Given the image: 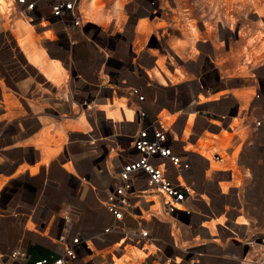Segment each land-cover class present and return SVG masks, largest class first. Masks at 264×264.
<instances>
[{"label":"crops","instance_id":"1","mask_svg":"<svg viewBox=\"0 0 264 264\" xmlns=\"http://www.w3.org/2000/svg\"><path fill=\"white\" fill-rule=\"evenodd\" d=\"M6 17L13 21L20 37L17 45L40 78L31 81L29 116L22 115L20 119L17 113L12 131L6 116L11 112L0 118V225L6 221L9 229L7 237V229L0 228V253L18 249L29 262L59 256L62 246L56 239L64 233L90 238L95 253L113 248L119 234H96L113 221L105 199L118 182L117 172L130 156L132 136L143 126L137 113L140 108L145 109L149 120L157 118L165 124L171 151L188 164L181 178L193 190L184 201L191 213L183 219L166 215L162 196L140 173L132 177L128 193L132 207L119 223L127 228L142 224L157 239L158 246L166 244L169 249L168 244L175 241L179 246L195 247L197 253L201 236H215L214 228L222 235L244 231L248 224L245 218L226 226L222 215H214L215 204H224L225 211L228 198L239 196L238 187L232 184L237 179L235 168H242L239 159L226 162L217 149H221L218 136L223 132L232 135L222 148L228 157L233 158L235 150L246 141L242 137L248 129L244 130L247 96L241 85L221 80L220 75L217 83L194 81L191 86H183L178 80L172 81L157 59L153 60L151 49L156 47L144 49L153 31L148 29L145 16L134 20L132 34L123 46L87 21L83 27L73 28L68 22H30L20 13H7ZM224 19L230 21L226 13ZM20 20H26L31 29ZM185 40L181 32L167 35L165 43L172 53L184 54L195 43L192 38ZM179 41L185 43L180 45ZM139 53L145 56L137 65ZM120 56L125 59L123 65ZM157 69L165 84L154 86L152 71ZM7 86L0 81L4 99L9 94ZM133 87L144 95L142 102L129 93ZM64 136L66 140L60 146L57 141ZM212 160L227 166L214 167ZM165 171L171 177L177 175L167 161ZM263 236L261 232L254 233L250 242L240 244L241 254L227 262H257L241 255L254 249V241ZM149 250L153 252L154 247ZM141 254L142 250L127 247L120 258L108 260V264H133ZM90 258L82 254L69 264H90ZM100 259L96 257L95 261Z\"/></svg>","mask_w":264,"mask_h":264},{"label":"rangeland","instance_id":"2","mask_svg":"<svg viewBox=\"0 0 264 264\" xmlns=\"http://www.w3.org/2000/svg\"><path fill=\"white\" fill-rule=\"evenodd\" d=\"M92 1L81 0L83 20L99 26L107 34L119 40L122 46L126 45L132 34L134 20L139 16H145V21L149 24L148 29L151 28L153 31L144 49L156 47L155 50L151 49L154 54L153 60L157 59L159 67L172 81L178 80L183 86H191L194 81L199 84L200 82L217 83L220 75L221 80H232L233 84L241 85L242 91L246 94L247 118L244 130L248 129L242 137L246 141L235 150L233 158L228 157L222 148L226 147L229 142L227 138H231L232 135L223 132L218 136L221 149H217L221 151V155L224 154L226 162L239 159L242 168H235L237 179L232 183L238 187L239 196L228 198L225 211L222 208L224 204L222 206L215 204L214 215L216 217L222 215L221 219L226 226L229 222L242 220L241 218H245L248 224L244 225V231L241 233L234 230L237 234L230 232L231 234L222 235L214 228L215 236H201L198 250L199 258L203 257L200 264H234L235 261L230 263L227 261L241 254V243L250 242L249 238L254 233L261 232L264 235L262 221L264 219V0H255L257 5L244 4V0ZM225 13L226 18L230 19L229 22L224 19ZM12 22L6 14L0 13V81L8 83L5 89H8L9 93L5 99L0 93V118L8 116L11 131L17 113L20 119L22 115L29 116L32 110L31 81L33 78L35 80L40 78L17 45L16 39L20 37L14 30ZM22 23L24 27L31 29L26 20ZM181 32L186 40L192 38L195 43L192 44V49L185 51L184 54H174L168 49L170 45L165 43L166 37L179 35ZM47 35L53 37L51 33ZM179 43L181 45L185 42L179 41ZM121 56L120 65H123L125 59ZM144 56L145 54H137V65L142 62ZM152 72L155 74L152 78L154 86L156 83L165 82L158 72L155 70ZM7 111L11 113L4 116ZM257 121H260L259 125ZM65 140L64 136L57 142H61V146ZM211 162L217 168L227 166L213 160ZM223 185L224 190H227V184L223 183ZM96 213L99 217L97 210ZM205 225L209 224L205 222ZM0 228L3 231L7 229V237H9L6 221H3ZM224 231L229 232L228 229ZM231 243L233 245L228 246ZM254 245V249L240 257L244 258L247 255L253 257L255 261L258 260L253 264H264V236L258 237ZM203 247L205 248L201 249ZM245 262L252 263L250 260Z\"/></svg>","mask_w":264,"mask_h":264},{"label":"built area","instance_id":"3","mask_svg":"<svg viewBox=\"0 0 264 264\" xmlns=\"http://www.w3.org/2000/svg\"><path fill=\"white\" fill-rule=\"evenodd\" d=\"M81 0H0L2 13H20L30 22L52 20L70 23L73 28H81L83 20ZM139 102L144 100V95L137 87L129 90ZM138 118L143 126L132 136L127 162L117 172L118 182L109 190L105 199V208L113 217V221L96 234L102 237L119 234L113 248L104 252L95 253L90 247V238L81 235L60 234L56 242L62 246L59 256L40 257L33 262L20 250L15 249L10 253H0V264H69L81 258L82 254L91 256L90 264H108V260L118 259L127 251V247L142 250L140 258H135L133 264H197L200 254L193 246L178 245L175 241L162 247L157 245V239L142 224L135 228H127L119 222L130 211L132 204L128 193L132 189V177L140 173L145 174L147 183L154 187L162 196L164 213L168 216L183 219L190 215V210L184 206L185 199L192 195V188L182 178L183 170L188 167L181 156L174 154L170 148V132L165 124L155 118L149 120L144 108L137 111ZM257 125L260 121L256 122ZM133 156V157H132ZM216 159L217 156L215 157ZM177 170V175L169 176L165 171V162ZM173 235H171L172 237ZM154 247L150 252L149 247ZM168 250V251H167ZM170 250V251H169ZM96 257L100 261H95Z\"/></svg>","mask_w":264,"mask_h":264},{"label":"bare ground","instance_id":"4","mask_svg":"<svg viewBox=\"0 0 264 264\" xmlns=\"http://www.w3.org/2000/svg\"><path fill=\"white\" fill-rule=\"evenodd\" d=\"M255 3V5H257V1H255V0H244V4H249V5H253ZM0 6H1V4H0ZM153 12V11H152ZM233 18V17H232ZM191 31H192V29H191ZM20 44H22L21 42H19ZM156 72H158V74H160V71L157 69V71ZM119 263V262H118Z\"/></svg>","mask_w":264,"mask_h":264}]
</instances>
